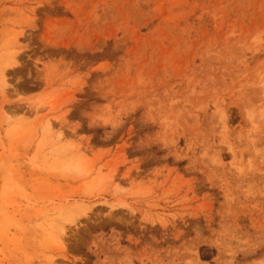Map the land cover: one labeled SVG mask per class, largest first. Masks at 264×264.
<instances>
[{
    "label": "rangeland",
    "instance_id": "1",
    "mask_svg": "<svg viewBox=\"0 0 264 264\" xmlns=\"http://www.w3.org/2000/svg\"><path fill=\"white\" fill-rule=\"evenodd\" d=\"M0 127L84 207L1 264H264V0H0Z\"/></svg>",
    "mask_w": 264,
    "mask_h": 264
},
{
    "label": "bare ground",
    "instance_id": "2",
    "mask_svg": "<svg viewBox=\"0 0 264 264\" xmlns=\"http://www.w3.org/2000/svg\"><path fill=\"white\" fill-rule=\"evenodd\" d=\"M6 78L4 73L2 76L4 87L8 82ZM36 112L38 114V111ZM8 115L7 118L4 116L7 123L12 119L11 115ZM46 127L48 131L52 130L49 121ZM1 129L3 128L0 127V264L16 238L24 237L23 234L30 222L35 223L42 219L48 221L51 207L58 214L52 224L56 228L54 238L62 244L67 225H76L83 213L80 209L84 208L81 207L79 213L77 202H72L75 199L73 188L68 190V186L64 185L77 181L79 156L77 148L70 145L67 147L62 134H56L57 148L55 153H52L47 145L39 143L38 129L32 137L18 142L3 138ZM47 140L50 141L51 138L48 137ZM65 166L67 169L64 174Z\"/></svg>",
    "mask_w": 264,
    "mask_h": 264
}]
</instances>
